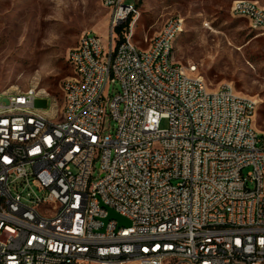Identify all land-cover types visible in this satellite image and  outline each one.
Returning <instances> with one entry per match:
<instances>
[{
    "label": "built area",
    "instance_id": "obj_1",
    "mask_svg": "<svg viewBox=\"0 0 264 264\" xmlns=\"http://www.w3.org/2000/svg\"><path fill=\"white\" fill-rule=\"evenodd\" d=\"M101 3L110 44L86 32L68 51L62 107L45 90L0 93V264H264L257 102L177 62L181 19L141 49L136 1ZM231 14L264 31L257 2Z\"/></svg>",
    "mask_w": 264,
    "mask_h": 264
},
{
    "label": "rangeland",
    "instance_id": "obj_2",
    "mask_svg": "<svg viewBox=\"0 0 264 264\" xmlns=\"http://www.w3.org/2000/svg\"><path fill=\"white\" fill-rule=\"evenodd\" d=\"M236 1L136 0L134 42L147 49L148 41L170 19H181L183 32L174 43L177 62L198 65L211 89L230 84L239 96L256 101L254 122L264 131V31L231 14ZM251 1L264 7V0ZM108 20L101 0H0V93L45 90L62 107L63 86L72 74L68 51L86 32H95L108 47ZM119 88L111 86L108 93ZM43 106L49 116L59 119L60 110L52 100ZM110 125L114 134L117 123ZM166 126L164 121L162 127ZM98 168L99 163L96 178ZM250 170L244 169L243 175L247 177Z\"/></svg>",
    "mask_w": 264,
    "mask_h": 264
},
{
    "label": "water",
    "instance_id": "obj_3",
    "mask_svg": "<svg viewBox=\"0 0 264 264\" xmlns=\"http://www.w3.org/2000/svg\"><path fill=\"white\" fill-rule=\"evenodd\" d=\"M109 220H117L119 222L120 225L122 226H129L130 222L121 217L119 214L115 213L114 211H111L110 216H109Z\"/></svg>",
    "mask_w": 264,
    "mask_h": 264
},
{
    "label": "trees",
    "instance_id": "obj_4",
    "mask_svg": "<svg viewBox=\"0 0 264 264\" xmlns=\"http://www.w3.org/2000/svg\"><path fill=\"white\" fill-rule=\"evenodd\" d=\"M121 31H122V30L120 29V30H119V33H120Z\"/></svg>",
    "mask_w": 264,
    "mask_h": 264
},
{
    "label": "crops",
    "instance_id": "obj_5",
    "mask_svg": "<svg viewBox=\"0 0 264 264\" xmlns=\"http://www.w3.org/2000/svg\"><path fill=\"white\" fill-rule=\"evenodd\" d=\"M136 1V0H135Z\"/></svg>",
    "mask_w": 264,
    "mask_h": 264
}]
</instances>
